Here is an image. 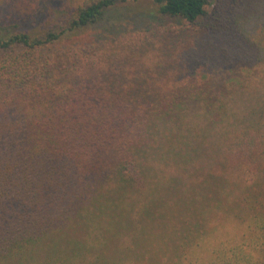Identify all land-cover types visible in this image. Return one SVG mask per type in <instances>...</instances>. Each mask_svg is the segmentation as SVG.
<instances>
[{
  "label": "trees",
  "instance_id": "16d2710c",
  "mask_svg": "<svg viewBox=\"0 0 264 264\" xmlns=\"http://www.w3.org/2000/svg\"><path fill=\"white\" fill-rule=\"evenodd\" d=\"M143 1L60 5L41 35L0 25V264H264V103L216 86L198 37L171 45L236 36L264 66V0H150L182 27L83 38ZM214 217L242 240L198 259Z\"/></svg>",
  "mask_w": 264,
  "mask_h": 264
},
{
  "label": "rangeland",
  "instance_id": "374dc122",
  "mask_svg": "<svg viewBox=\"0 0 264 264\" xmlns=\"http://www.w3.org/2000/svg\"><path fill=\"white\" fill-rule=\"evenodd\" d=\"M84 1L0 0V25H7L8 31H13L16 27V29L35 32L41 35L52 24L51 11L60 9V5H67L71 9H75L83 4ZM151 7L152 3L150 0L143 1L136 8H130L125 4H118L107 12L104 19L89 29L83 38L90 40L98 39L102 42L107 41L110 44H117L119 43L117 40L125 34L146 30L145 32L148 35L153 36L155 33L166 34L170 30L182 27L183 23L178 19L163 17L159 14L152 15ZM212 8L213 5L208 7V10L212 11ZM183 35H188L189 38L183 41ZM194 37H198L200 47L206 48L204 51L215 56L212 60L215 63L214 65L218 64L213 73L216 86L228 87L232 91L231 95L239 97L244 107L246 105L251 106L250 103L254 105L257 102L264 103V66L256 62L252 49L244 45L240 46L237 41L242 40L239 37L235 36L234 38L232 36L228 40L236 43V47L234 50L231 48L229 52L225 53L224 50H221L222 39L214 36H204L195 32H190V34L184 32L179 35L180 42H171V45H173L177 52L181 49L180 47H185V44L192 45L190 41ZM83 38L78 40L81 41ZM152 42L158 43L157 39H153ZM62 45L63 47L65 46L64 44ZM214 49L215 51L212 52ZM187 60L190 62L191 57H188ZM170 63L172 62L168 64ZM195 63L194 59L193 65ZM214 221L215 223H220V219H216L215 217ZM242 235V228L239 223L232 220L223 222L218 226V230L211 235L208 243L206 245L202 244L198 248L196 257L198 259L210 257L213 255L215 249L222 248V244L237 246L242 240ZM73 236L83 237L79 222H75L66 231L57 234L53 238V243H59V247L60 245L64 246V244L72 240Z\"/></svg>",
  "mask_w": 264,
  "mask_h": 264
}]
</instances>
